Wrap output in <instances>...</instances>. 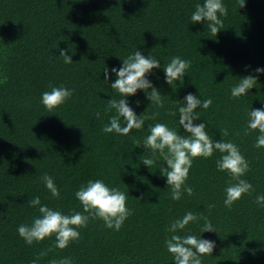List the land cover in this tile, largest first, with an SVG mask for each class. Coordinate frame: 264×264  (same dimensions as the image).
<instances>
[{
  "label": "trees",
  "instance_id": "obj_1",
  "mask_svg": "<svg viewBox=\"0 0 264 264\" xmlns=\"http://www.w3.org/2000/svg\"><path fill=\"white\" fill-rule=\"evenodd\" d=\"M203 2L0 0V264H31L42 251L47 254L37 264L60 258H70L72 264H175L165 247L173 235L167 229L189 211L207 218L216 230L201 232V218L175 233L214 241L211 255L201 256L202 264H264V207L254 202L264 195V148L254 147L258 131L243 133L248 110L264 108V73L255 72L264 68V0H245L243 7L239 0H222L228 14L221 17L223 28L216 36L207 22H190L195 6ZM61 49L72 63L59 56ZM136 50L160 61L161 67L146 78L164 106L157 107L138 89L124 99L137 116L155 113V118L145 119L141 129L128 135L106 134L102 128L116 114L115 109L105 111L108 100L122 98L110 87L116 79L111 69H119ZM174 56L191 64L182 79L169 85L163 66ZM248 75L257 77L255 85L247 95L231 97V88ZM51 87L74 93L49 112L41 94ZM188 93L212 100L209 108L194 110L199 116L194 124L205 123L214 141L238 145L250 164L241 179L254 191L230 209L223 203L225 188L235 181L217 170L219 152L193 159L185 182L193 194L184 192L179 200L171 199L161 175L166 162L157 156L149 168L142 163L153 157L135 142L150 134L149 125L164 123L189 135L179 124L178 107L183 105L177 103ZM224 128L227 137L220 136ZM45 173L59 189V199L45 187ZM96 179L127 195L132 214L119 231L90 219L78 229L80 239L62 250L54 246V235L32 245L19 236L18 226L30 225L40 215L32 199L39 197L41 205L62 214L82 212L74 194Z\"/></svg>",
  "mask_w": 264,
  "mask_h": 264
},
{
  "label": "clouds",
  "instance_id": "obj_2",
  "mask_svg": "<svg viewBox=\"0 0 264 264\" xmlns=\"http://www.w3.org/2000/svg\"><path fill=\"white\" fill-rule=\"evenodd\" d=\"M245 0H239V7H243ZM219 14V15H218ZM228 14V9L222 0H204L203 4H197L195 11L191 14L190 22L206 23L210 32L216 36L217 32L223 28V20ZM66 64L72 63V59L66 54L65 49L60 50V55ZM191 62L181 59L179 56L171 58L170 62L163 66L165 73V82L172 85L174 81L183 78ZM161 67L160 61L154 56L145 57L139 50L122 60V66L117 69L113 67L111 72L115 74L116 79L110 87L120 94L121 99H109L105 111L115 109L116 114L111 116L109 123L102 128L104 133L115 132L120 135H128L133 129H141L144 126L145 119L155 118L137 116L129 106L124 97L134 95L138 89L146 92L147 99L157 107H163V100L160 92L153 87L146 78V74L155 68ZM104 80L108 81L109 69L105 67ZM256 73H264V68L257 67ZM257 82V77L253 75L244 76L240 82L231 88V97L239 98L247 95ZM151 89V91H148ZM147 90V91H146ZM74 89L65 87H51L50 91L41 94V103L49 111L62 105L71 98ZM183 106L178 107L179 124L189 135L178 134L174 129H170L164 123L149 125L148 134L143 141L137 140L136 146L143 145L147 151L151 152L153 158H146L142 163L148 168L155 163V157L159 156L166 167L160 169L161 175L165 176L166 184L170 187V196L173 200H179L182 193L186 192L189 196L193 194V188L185 184L188 179L189 170L192 167L195 158H210L214 152L221 155L216 160V168L220 172H227L234 183H229L225 188L224 206L230 209L235 201L240 199L243 194H251L254 191L253 186L245 179H241L249 170L250 164L241 153L238 145L231 141L223 139L213 140L206 132L205 123L194 124L199 119L195 113L197 107L209 108L212 104L211 98L201 101L196 95L188 93L183 101H177ZM99 113L96 116L99 117ZM169 115L175 116L176 112L170 111ZM121 118L125 124L121 126ZM36 123V122H35ZM34 123V124H35ZM253 131H258L254 147L264 148V108L248 110V120L243 129L244 135ZM220 136L227 137L229 131L227 128L220 129ZM42 181L51 193L53 198H60V191L52 177L47 173L42 176ZM75 198L79 201L83 211H75L72 214H62L59 210H53L47 205H41L40 198L35 197L31 200V206H39L40 215L33 219L30 225L21 224L17 232L26 244L32 245L34 241L39 242L46 237L55 236L54 246L58 249L66 248L70 242L80 239L78 229L86 227L89 220L100 219L108 229L119 231L124 221L132 214V210L127 207V195L117 188L108 187L102 179L88 180L82 184L75 192ZM139 199V198H138ZM257 205L264 207V195H258L254 201ZM209 208L214 205H208ZM86 213V214H85ZM205 219L201 232L215 231L210 221L205 217L189 211L170 223L167 231L173 233L170 238L165 240V247L172 255L175 264H202L201 256L211 255L215 247L214 241L197 238L194 235L181 236L177 233L184 230L190 222H196L199 219ZM51 249H48L50 251ZM47 251L38 254L42 257ZM33 260L31 264H37ZM49 264H72L70 258L53 259Z\"/></svg>",
  "mask_w": 264,
  "mask_h": 264
}]
</instances>
